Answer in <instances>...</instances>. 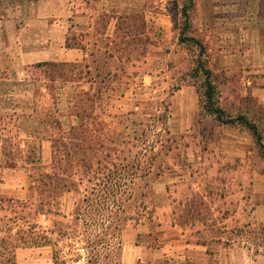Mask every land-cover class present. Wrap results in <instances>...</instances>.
<instances>
[{"label":"rangeland","instance_id":"374dc122","mask_svg":"<svg viewBox=\"0 0 264 264\" xmlns=\"http://www.w3.org/2000/svg\"><path fill=\"white\" fill-rule=\"evenodd\" d=\"M164 1L168 3V13L174 17V35L176 40L185 25L182 9L189 4L186 0ZM195 1L196 3L198 2V0ZM202 1L205 0H200V2ZM216 1L223 2V0ZM228 1L232 2L233 0ZM217 12L220 11L217 10ZM187 14L191 22V29L186 31L188 37L198 39L207 51L210 47L218 44L214 42L211 45L210 41L206 42L204 36H201L203 35L200 32L201 27L195 25L196 19L199 18L196 6L195 9L188 10ZM214 17L216 16L214 15ZM226 17H235L234 10L228 8ZM139 21L140 19L134 17L133 24L137 25V29H132L129 35L135 36L138 34L140 29H138ZM171 44H169V49ZM224 45L226 46L227 44ZM227 47L226 50H228ZM180 49V54L184 56V60L179 61L178 64L173 59L172 50V52L170 51L167 54L154 50L150 51L149 59L146 60L150 76H148L143 88L137 86L141 79L130 75V73H138L134 72L135 69H133L131 64L117 66L113 62H108L107 66L103 67V70L105 73H110L111 77H105L103 82L100 79L95 81L97 82L96 89L102 87L100 88L101 90L98 89L97 91H93V85L91 86L92 89H89L84 88L83 83H76L84 78L89 82H94V70L89 72V75H86L87 70L83 68L85 64L49 65L51 73L47 75L48 77H51L54 82L60 80L69 82L66 90L69 98L67 112L64 105L62 112L61 107L56 105L60 94L57 86L52 90L54 101L52 104L45 102L42 107L44 111L40 114V118L43 120L42 124L45 129L47 127L46 132L53 139L54 151L56 152L52 155L53 160L51 161L49 155L46 156L40 153L38 147L34 146L35 143L38 145L37 140H33L31 149H34V151L22 153L15 138L14 127L16 123H12V119L2 112L0 114V140L2 139L4 142V153L0 164V168L3 169L0 175V184L4 186L3 188L0 187V198H9L7 195L16 196L6 193L14 192L16 187L13 181L19 179L22 175L24 176V172L20 173L17 171L12 172V178L10 176L6 178L4 169H17L18 167L21 168V166L28 168L25 173H28L29 180L23 194L24 200H27L32 194L30 190L32 178L37 176L39 171L51 172L54 160L62 158L64 152L70 150L72 152L78 151L74 147L75 144L67 139L70 128L75 121V123H78L77 125L82 123L83 129L87 127L89 130L87 135L92 138L93 149L97 153L94 155L95 159H93V162L95 166L99 163L101 167L100 175L95 177L105 182V167L112 171H117L116 180L122 187L120 191L125 192L121 194L120 198L123 200V213L119 214L117 225H122V221L125 218L134 215L138 219V223L135 220L129 221L124 229L141 223H149L156 229L164 225H179L184 229H187V226L190 225H197L199 228H204V231H198L199 235L197 234V236L200 238L203 237L202 235L205 231L211 238L225 236L224 234L229 232L227 228L230 227L231 231L233 229V234L236 233V230H239V233L244 237L246 245H255L257 248H263L264 223L254 226L253 221L250 220V215L238 220L233 218L232 216L236 215L241 203L236 202V200H231L228 203L225 201L226 196L230 197V194L234 195L235 192L231 188L227 189L222 184L227 174L226 169L222 165H226L228 162L233 165L232 163H236V158L228 159L223 153L220 139H216L220 135L213 133L212 118L207 117L202 108L200 98V92L203 89L202 83L200 80L191 77V72L195 68L196 57L199 54V48L194 43H187L181 45ZM136 54L138 55V52ZM136 58L140 60L139 57H133L131 61L133 62ZM92 61H89L91 67H96L94 66L95 64H92ZM107 61L106 59H100V63H106ZM134 65L140 67L137 62ZM142 67L144 69V63ZM116 68L123 70V72L115 73ZM114 73L115 75H113ZM239 74H241V71L234 70L232 74H223L222 78H219V81L223 79L219 86L223 88V90H219L220 103H224V109L231 115H237L244 111L238 108V101L252 113V99L248 95L244 98L239 94L233 101L227 98L233 92L240 93V84L238 85V83H241ZM38 77H40V74H38ZM10 82L15 83V81ZM104 83L105 85H102ZM7 84L9 83L3 80V76H0V106L3 108H9L8 98L12 97L14 99L16 92V89L11 88L13 85ZM112 84H115V88L107 90L104 95L100 94L104 92L103 87L107 88V86ZM128 85H130V89H128ZM232 85L237 89H232ZM5 98H7V101H5ZM223 98L225 101H222ZM71 101L72 105L70 104ZM97 102H100V107H97ZM194 102L198 109V115L193 120L191 109ZM76 106L78 107L77 110ZM82 109H84L83 113L81 112ZM78 113H82V117H85L84 113H86L90 117L89 120L81 121L80 123L78 120H74L72 116H76ZM95 113L96 116L94 117ZM189 114L191 115L190 118L188 117ZM62 115L68 116V119L62 120L63 126L60 123ZM183 119L185 120L184 130H191L195 133L173 134L177 130L182 131V128L178 126ZM92 130H95L97 134L92 133ZM62 137L67 140H63ZM86 146L84 144V147ZM79 152L81 153H75L76 157H83V150H79ZM153 156L155 157L153 158ZM247 156L246 160L254 163L255 169L263 176L264 158L259 156L258 148H253ZM39 160H41V165H29L33 161ZM75 161L74 159L69 160L73 164L70 174L72 176L75 174L72 181L76 183V186L72 187L71 192H67L62 200V209L68 216L74 211L78 201L82 199L84 190L91 188V185L86 180L83 185H80L78 171L80 168ZM66 163L67 159L62 162V166L65 167ZM140 167H142L141 171L153 167L152 173L147 178L151 182L147 188L144 186V181L146 180L144 174H139L138 179L134 180L133 183L129 181L123 182L127 177L128 179L130 178L136 168ZM157 172L161 175L155 179ZM245 172L250 176L252 170ZM119 177L122 178L118 179ZM152 180L154 183H152ZM101 181L97 183L99 184ZM6 182H10L8 187H6ZM123 183L126 186H123ZM158 183L161 185L164 183L170 184L166 186V191H161V194H158L155 188V185H157L158 190L160 189ZM242 191L244 193L246 212L256 210V206L264 207V192L258 197L259 199L256 203L252 201L254 192L248 183L244 185ZM130 194L133 195L132 198ZM143 194L147 196L144 199V206L146 207L145 209H143L144 206L138 209L140 200L143 198H141V195ZM204 196L209 197V199ZM116 209L117 206H114V210ZM152 210L154 211V219L149 218ZM0 215H3V213ZM37 220L33 218L31 221L34 223ZM38 222L44 229H50L53 224L51 219L46 217L40 218ZM80 225V228L74 233L78 242L75 248L78 249L77 252L81 255V259L76 263L69 262V264H87L88 259H91V264H119L118 254L122 244L121 233L119 238L114 241L112 248L109 249L107 238L109 234L114 233V228L110 231L106 226H84L82 223ZM226 236L230 240L233 237L232 234ZM155 238L156 236H153V239ZM262 252L264 250H257L258 254H263ZM66 257V260L76 259L71 255ZM17 264H54L52 248L24 245L17 250Z\"/></svg>","mask_w":264,"mask_h":264},{"label":"crops","instance_id":"0c3cea01","mask_svg":"<svg viewBox=\"0 0 264 264\" xmlns=\"http://www.w3.org/2000/svg\"><path fill=\"white\" fill-rule=\"evenodd\" d=\"M228 8L234 10L235 17H226ZM196 10L199 18L196 19L195 25L201 27L200 32L203 34L201 36H204L206 42L210 41L211 45L214 42L218 43L212 46L213 48L210 47L207 51L208 55L206 54L211 69L217 75H230L234 70L241 71L239 74L241 83H238L240 93H231L227 97L228 100L233 101L239 94L244 98L248 95L252 99V113L239 101L237 106L264 129V0H233L232 2L198 0ZM134 17L140 19L138 25L140 29L137 35L131 36L129 32L134 28L137 29V25L133 24ZM174 34V17L168 13V3L164 0H0V76H3L6 83L13 85L11 88L16 89L14 99L8 98L9 108L0 106V114L3 112L12 119V123H16L15 138L20 151L33 152L31 144L33 140H37L38 145L35 143L34 146H37L43 155H49L51 161L52 155L56 152L53 139L46 132L47 127L45 129L42 124L40 114L44 111L42 107L45 102L52 104L54 101L52 90L57 86L60 99L58 97L56 105L61 107V112L64 105L67 112L69 98L66 90L69 82L66 80L54 82L48 77L47 75L51 73L49 65L85 64L83 68L87 70L86 75L94 70V82L84 78L76 83H83L84 88L89 89H92L93 85V91H97L102 87L96 89L95 81L100 79L103 82L102 78L111 77L110 73H105L103 70L108 62H113L117 66L131 64L135 69L134 72L138 73H130V75L140 78L141 81L137 86L143 88L150 76L146 62L150 51L167 54L172 50L176 64L184 60V56L180 54L181 45L177 38L175 40ZM170 43L172 44L169 49ZM133 57H139L140 60L136 58L132 62ZM100 59L108 61L100 63ZM90 60H93L92 64L96 67H91ZM136 62L140 67L134 65ZM120 71L123 72L115 69V73ZM114 86L115 84L107 88L103 87L104 92L100 94H106V91L112 90ZM130 88L128 85V89ZM219 89L223 90L221 87ZM232 89L237 88L232 85ZM222 101H225L224 98ZM70 104L72 105V101ZM96 105L100 107V102ZM221 106L224 108L223 102ZM191 111L194 120L198 115L195 102ZM191 115L189 114L188 117L190 118ZM72 118L81 122L77 116ZM66 119H68L67 115L60 117L62 126V120ZM77 124L74 121L72 127L80 125ZM184 124L183 119L178 126L182 131L177 130L173 134L194 132L184 130ZM94 133L97 134L96 131ZM213 133L220 135L216 139H220V146L226 157L236 158L235 164L231 165L228 162L222 165L227 173L222 184L235 192L234 195L230 194V197L226 196L225 201L228 203L236 200L241 203L236 215L232 217L238 220L250 215L254 226L264 223L263 206L255 205L256 210L248 212L244 207L242 188L245 184L248 183L252 187L254 192L252 201L256 203L264 192V175L262 176L255 169L254 163L246 160L247 155L256 147L253 136L239 126H214ZM3 153L4 142L1 139L0 164ZM35 164L41 165V160L33 161L29 165ZM249 170H252L250 176L245 172ZM17 171L24 172V176L13 181L16 187L14 192L6 194L16 195H7L9 198L24 200L23 194L29 180L28 173H25L28 168L25 166L17 169L8 168L4 169V174L6 178L9 176L12 178V172ZM2 172L3 169L0 168V175ZM9 183L6 182V187ZM168 184L170 183L162 185L158 183L159 190L155 185L158 194L166 191ZM0 185L3 188L4 185ZM206 198L204 199L207 200ZM203 229L197 225L187 226V229L179 225H164L156 229L149 223L134 224L121 232L122 244L118 262L119 264H264V252L257 253V250L263 251L264 247L246 245L239 230L233 234V229L231 231L228 227L229 232L219 238H211L205 231L200 238L197 234L199 235V230L204 231ZM228 234L233 235L231 240L226 236ZM153 236L156 238L153 239Z\"/></svg>","mask_w":264,"mask_h":264},{"label":"trees","instance_id":"16d2710c","mask_svg":"<svg viewBox=\"0 0 264 264\" xmlns=\"http://www.w3.org/2000/svg\"><path fill=\"white\" fill-rule=\"evenodd\" d=\"M186 1L189 5H186L182 9L185 25L178 40L180 45L194 43L199 48V54L196 57L195 68L191 72V77L200 80L202 83L203 89L200 92V98L203 111L207 117L212 118L213 126H239L249 131L255 140L259 156L264 158L263 127L255 122L245 111L237 115H231L221 106L219 86L223 82V79L219 81V78L223 74L217 75L211 69L209 59L206 58L207 50L205 46L195 37H188L186 35V31L191 29V22L187 14L188 10L195 9L196 6L195 0ZM102 79L104 81L105 78ZM77 109L78 107L76 106ZM83 111L84 109L81 110L82 113ZM82 113H78L76 116L82 122L89 120L90 117L86 113H84L85 117H82ZM82 126L83 124L80 123L79 126L72 127L69 131V137H67L68 140L75 144L74 147L78 151L72 152L70 150L64 152L62 158L54 160L51 172L39 171L38 175L33 177L30 188L32 194L27 200L0 198V214L3 213V215H0V264H17V250L24 245L51 247L54 264L76 263L80 261L81 255L77 252L78 249L75 248L78 242L74 232L80 228L81 223L84 226H106L110 231L114 228V233L109 234L107 238L109 249L112 248L111 246H113L114 241L119 238L121 231L124 230L129 221L135 220L138 223V219L134 215H131L122 221V225L116 224V222H119V219H117L119 214L123 213V200L120 198L121 194L125 192L120 191L122 187L118 184V180H116L117 171H112L108 167H105V182L95 177L100 175L101 167L99 163L95 166L93 162V159H95L94 155L97 153L93 149L92 138L87 135L88 128L83 129ZM94 131L92 130L91 132L94 133ZM62 139L65 140L64 137ZM84 144L87 146L84 147ZM79 150H83V157L81 158L76 157L75 154L77 152L81 153ZM65 159H67V163L64 167L62 166V162ZM72 159L76 160L75 162L80 168L78 170L80 185H83L86 180L91 185V188L84 190L82 199L78 201L74 211L68 216L62 209V200L66 193L71 192V188L76 186V183L72 181L75 174L73 176L70 174L73 164L69 160L71 161ZM141 168H136L130 175V178L128 179L127 177L123 182L129 181L133 183L134 180L138 179L139 174H144V178H146L144 186L147 188L151 183L147 178L152 173L153 167H149L143 171H141ZM160 175L157 172L155 179ZM121 178L119 177L118 179ZM94 179L96 180L95 182ZM155 179L153 180L155 181ZM153 180L152 183H154ZM99 181L101 183L98 184L97 182ZM123 186L126 185L123 183ZM130 196L132 198L133 195L130 194ZM141 198L142 200H140L138 209H141L145 205L144 199L147 196L143 194ZM114 206H117L118 210H114ZM153 213V210L150 211L149 218L152 219L154 217ZM42 217L51 219L53 224L50 229H44L39 225L38 221ZM33 218L38 220L32 223L31 220ZM67 255L74 256L76 259L71 258L66 260ZM91 263V259H88L87 264Z\"/></svg>","mask_w":264,"mask_h":264}]
</instances>
